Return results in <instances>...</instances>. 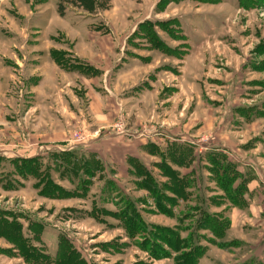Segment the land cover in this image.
Instances as JSON below:
<instances>
[{
    "label": "rangeland",
    "instance_id": "obj_1",
    "mask_svg": "<svg viewBox=\"0 0 264 264\" xmlns=\"http://www.w3.org/2000/svg\"><path fill=\"white\" fill-rule=\"evenodd\" d=\"M204 1L65 3L105 68L85 61L99 72L59 86L50 124L9 45L59 0H0V157L52 149L38 165L0 159V264H264L263 220L220 186L229 162L264 166V0ZM33 24L30 39L46 26Z\"/></svg>",
    "mask_w": 264,
    "mask_h": 264
},
{
    "label": "crops",
    "instance_id": "obj_2",
    "mask_svg": "<svg viewBox=\"0 0 264 264\" xmlns=\"http://www.w3.org/2000/svg\"><path fill=\"white\" fill-rule=\"evenodd\" d=\"M48 1L50 4V0ZM115 1L117 2V0ZM150 1L153 3L158 2V0ZM60 3L61 0H59L58 4ZM69 7L70 9H68L64 14L59 13L58 5V11L51 7L49 17L47 18L46 16L48 15L42 17L35 16L33 19L34 22H37L39 20L43 23H46V26L44 28L45 30L42 32L36 31L35 33L37 36L35 35V37H32L30 39V35L34 34H31L32 31H29V29L37 27L34 26V22H32L31 24L33 25V27H29L28 29H21L22 34L25 35V40L22 38L21 44L9 45L11 46L10 49H16L15 55H17L18 53H20L19 55H21V57L19 56L20 58L18 59L16 58L17 56H15L18 66H20V68L25 72V75L28 76V78L32 77L34 81V85H27L26 88L29 90V93H33L34 97L38 98L40 101L35 104V112L39 110L40 117L44 118L50 124L53 123L51 117L52 110L56 111L60 102V96H57V94H55L58 91L59 86L63 87L65 85V87H63V89H60L59 91L62 92L63 90H67V86H70L75 78H81L79 79L80 83L82 85H85V74L77 71L64 70L55 61L52 52L64 51L69 53L73 58H78L84 62L88 61L94 66L102 68V70H104L105 68V66L103 65V57H100L98 55L96 57L97 60L103 62L98 63L92 61V58L89 55L91 53L85 50V43L90 42L91 44H94L97 38V33L91 32L90 30H86L85 32V15L82 12L75 11V8L71 6ZM135 32L136 30L134 29L131 33ZM16 34L20 35L21 33H11V35ZM185 36L187 37V41L189 40L190 43L189 36L187 34H185ZM99 44L100 50H97L102 53L105 52V50L107 49V47H105L106 38H103L99 42ZM125 45L126 44H124L123 47L122 45H119V50L121 51L122 49H124ZM32 46H34L33 49H31ZM99 55H101V53H99ZM37 138L38 137H36L35 139ZM39 138L45 140L48 137ZM54 139L55 137L52 138L51 136L49 140H46L47 142L43 143H46L45 145L47 146L59 143ZM51 150L52 149L44 150V152H38L37 147L30 146L28 148V151L24 153L26 155L18 154L23 153L22 151H14V155L16 156L13 155V157L32 158L44 154L45 151L47 152ZM252 167H255V169L257 168V170L255 172L251 171L250 168ZM240 169L242 173L251 175V180L248 184L249 191L246 195V200H248L249 204L246 207L245 211L247 210L246 213L251 220L249 224L258 226L259 224H262L258 220H263L262 222H264V166L262 165V163H256L252 160L245 159L242 160ZM239 212H242L241 214H243V211ZM233 230H237L235 226Z\"/></svg>",
    "mask_w": 264,
    "mask_h": 264
},
{
    "label": "trees",
    "instance_id": "obj_3",
    "mask_svg": "<svg viewBox=\"0 0 264 264\" xmlns=\"http://www.w3.org/2000/svg\"><path fill=\"white\" fill-rule=\"evenodd\" d=\"M108 1L109 0H64L63 2H61L59 4V12L61 14H64L65 13L64 12L65 11L64 5H65V3L66 4L68 3V4H71L72 6L83 8L85 10V12H87L89 14H94L98 10L105 9L106 8V4L108 3ZM204 2L205 3H211V4L215 3L212 0H205ZM145 25H149L150 26V24H147V23ZM142 28H143V30H145L144 32L150 33L152 36H153V33H155L154 37L156 35V37L159 39V37L157 36L156 32L154 31V26L152 27L153 30L152 31L150 30V32L148 31L147 27L141 26L140 29H142ZM159 41H160V43H162V45H165L160 39H159ZM163 49H166V52H168L169 54H173L172 53L173 51H172L171 48H169V47L165 48L163 46ZM257 52H259L262 55L264 54V42L261 45H259V48L257 49ZM52 55H53L55 61L64 70L77 71V72H80V73H83V74H85V72H90V73L99 72V71L95 70L88 63H86L84 61H81L78 58H72L71 55L69 53H67V52H64V51H53ZM69 57H71L72 59L70 60ZM0 159L2 161H4V162L7 161V162H10V163H13V164L14 163H24V164H33V165H38L37 164L38 161L41 160L40 158H36V157L35 158H31V159H25V158H21V157L13 158V159H3V158L0 157ZM228 160L229 159H227V161ZM229 163H227V164L229 165L230 168L227 167V170H225L224 174L222 175L221 182H220L221 185L220 186L222 187V189H224L225 192L226 191L230 192L231 191L230 188H232L233 189V193L230 192L233 195V200L232 201L234 203H237V204H239V203L243 204L242 202H244V200H246V195L248 193V184H249V182L251 180V175L250 174L246 175L245 173L240 172L239 169L237 168V166H235L234 164H231V163L229 164ZM228 171H230V173H232V174L231 175H227ZM84 174H85V170H84ZM244 206H246V205L244 204ZM130 209H131V207L128 204V210L126 211V213H123V218L125 220H127V218H128L127 217L128 213H129V215L133 213ZM124 215H125V217H124ZM219 226L217 225V227H219ZM38 227H41V226H38ZM59 241H60V243H59L60 246L59 247H61V244L63 243L64 239L60 238ZM25 243H26L25 245L21 246V249L23 250V252H24V254L26 255L27 258H28V255H30L32 257V254L35 255V256H39L36 249H33V251L31 249L29 251V253L30 252L31 253L28 254L27 251H26V247L27 246L31 247V245L27 244V240H26Z\"/></svg>",
    "mask_w": 264,
    "mask_h": 264
},
{
    "label": "built area",
    "instance_id": "obj_4",
    "mask_svg": "<svg viewBox=\"0 0 264 264\" xmlns=\"http://www.w3.org/2000/svg\"><path fill=\"white\" fill-rule=\"evenodd\" d=\"M76 136H77L78 139H80V136L78 134Z\"/></svg>",
    "mask_w": 264,
    "mask_h": 264
}]
</instances>
